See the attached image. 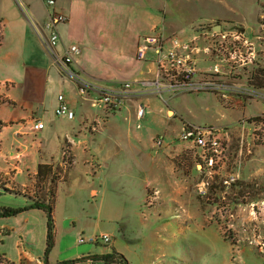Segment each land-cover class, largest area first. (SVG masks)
Wrapping results in <instances>:
<instances>
[{
    "label": "crops",
    "instance_id": "obj_1",
    "mask_svg": "<svg viewBox=\"0 0 264 264\" xmlns=\"http://www.w3.org/2000/svg\"><path fill=\"white\" fill-rule=\"evenodd\" d=\"M15 1L26 21L19 17L11 20L4 12L0 13V52L6 50L5 55L12 58L11 72L9 74L0 72V96H2L0 104L5 101L13 104L20 102L25 104L26 108L24 113L9 120L15 123L9 125L13 128L15 148L4 151L0 144V169L8 170L12 166L15 171L11 179L13 181H2L0 207H25L34 203L35 197L48 198L47 189L52 185L55 192L53 209L55 235L54 244L46 253L48 218L47 212L42 209L30 208L17 214V223L22 220L20 225L12 222V218L3 219L4 216H1L0 256L11 264H96L97 260L94 262L91 257L117 252L126 258L127 264H133L134 262H129L131 258L128 254V251H132L135 264H264V253L259 252L253 246H241L239 256L232 254V245L229 246L219 227L214 222L206 224L203 221L205 216L200 217L199 213L194 215L190 204H187L190 203L193 195L189 184L190 180L194 179V173L197 172L193 167L196 161H201L207 169L206 172L211 174V181H221L218 186L222 189H218L217 193L213 189L212 194L223 197L231 196L236 201L245 198L246 202H264V181H262L264 180V139L260 143L257 141V145L251 136V127L245 125L244 131L241 127L242 119L255 116L263 110V101L233 93L222 98L214 93L223 106L241 113L234 127L227 125L228 128L232 127L229 128L231 136L234 135L233 129L242 128L243 132L237 136L240 146L232 153V158L229 159L226 156L210 171L199 157L197 153L199 150L193 148L191 143L178 142L175 139L181 130L180 126L172 120L178 115L175 109L167 108L166 114L170 116L167 120L162 116L152 115V110L150 108L148 110L149 102L146 103L144 100V96L149 94H134L120 109L95 106L93 97L96 93L90 91L83 95L80 94L78 84L64 75L56 62L55 55L47 50L39 32L31 23L33 22L38 30L43 31V25L51 11L55 10L66 15L67 21L59 25L61 42L55 48V53L62 55L65 46L72 43L79 45L80 52L75 55L72 68L88 81L107 88H116L126 81L135 82L153 79L156 76V53L149 49L145 60H139L136 56L138 43L144 35L162 28L168 36L176 34L180 40L186 41L192 38L197 28L209 25L192 22L189 29L179 28L180 24L178 18L175 17L176 14L180 13L179 15L183 16L184 20L185 16L190 17L195 14V8L189 0H55L54 7H49L45 0ZM198 1H200V6L212 2L221 5L226 10L236 11L231 19L212 16V27L239 26L246 33L258 30L260 16L264 11V0ZM4 3L1 2L2 10L5 7ZM21 6L26 7L28 15ZM196 9H199L198 5ZM254 9L256 15L250 19L249 15ZM209 20L210 18L206 22ZM13 35L15 37H12ZM198 59L200 71L207 70L212 63V60L203 52L199 54ZM8 66L11 67V64L8 63ZM244 81L243 79L240 82ZM263 83L264 80L257 75L255 81L257 87H261ZM5 88L7 90H4ZM14 90L15 92L19 90L20 95L17 96ZM139 90L141 88L134 84V91ZM60 94L65 96L69 106L75 111V118L57 117L68 125V130H63L64 136H61L59 132L61 155L57 159L45 148L43 140L37 142L35 137L41 136L44 132L45 135L52 132L50 128L55 119L57 97ZM165 99L169 101L168 98L165 97ZM27 102H29L28 107ZM141 104L146 105L147 112L144 117L139 118L136 110ZM253 104L259 105L254 112H247L248 106ZM135 111L137 119L141 122L139 125L141 133L137 131V134L132 133L131 126L127 123ZM170 111L173 112L172 115L169 114ZM34 119H41L45 124L44 129L33 131ZM144 120L149 123L148 125L158 122L164 125L162 147L156 148L153 141L151 149L144 146L145 138L148 137L146 135H152L150 134L151 127L145 128L142 124ZM94 121H99L97 128L93 126ZM109 128L114 131L117 149H123L126 141L129 144L135 141L142 145L133 153L137 157V159H132L137 170L134 175L140 181H129L131 184L129 193L135 205L128 213V224L124 226L128 228L126 232L129 236L133 234L132 237L126 238V242H139L136 245L123 241L124 246H119L118 238L107 232L85 234V228H81V231H74L71 224L75 222L71 212L62 222L64 224L59 225L56 202L58 190L60 185L71 184L69 181L71 173L78 172L80 161L84 162V165L91 166V171L86 174L82 173L85 180L83 182L88 188L90 197H101V199L105 197L104 191L109 183V170L112 168L108 163L109 156L104 153L105 147L100 142V138L108 136L106 133L110 130ZM62 129L64 128H60V131ZM30 138L35 139V142L30 143ZM152 139L153 136H151ZM243 140L247 144H244ZM248 143H252L250 148ZM67 146L73 154L74 162L71 168L65 169L62 163V152ZM101 150L102 153H100ZM35 154L39 157L37 163H35ZM28 159L31 160V164H27ZM95 159L98 160V169L93 167ZM128 162L131 163L129 158ZM24 167L28 180L18 181L15 175L17 172H24ZM61 169L65 170L64 175L60 174ZM56 170L58 171L56 174L61 178L53 175ZM121 170L125 171L124 168L119 167L114 172L120 173ZM177 173L185 179L182 185V181L180 184L176 182ZM231 175H234L236 180L231 185L224 186V180ZM54 177L56 179H53ZM88 178L90 181L87 180ZM173 178L174 181H172ZM206 180L209 183L207 187L209 192L210 180ZM154 182L161 185L162 198L156 206L146 209L143 200L147 195V186ZM2 186L16 190L17 193L5 191ZM183 204L185 210H181L180 206ZM235 204L239 205V203ZM145 210L149 211V216L146 215ZM207 210H205L206 213ZM104 233L111 237V242L108 244L102 241L79 242L82 236L89 237ZM182 244L187 250L183 256L191 258L190 261L178 257L177 247ZM233 255L237 257H234V260L238 259L236 262L232 261ZM211 258L219 261H213Z\"/></svg>",
    "mask_w": 264,
    "mask_h": 264
},
{
    "label": "rangeland",
    "instance_id": "obj_2",
    "mask_svg": "<svg viewBox=\"0 0 264 264\" xmlns=\"http://www.w3.org/2000/svg\"><path fill=\"white\" fill-rule=\"evenodd\" d=\"M1 2L4 3V0H0V13L4 12V14H7V16L11 20L19 17V19L26 21L18 6V3L15 0H6L3 10L1 8ZM189 2L194 6L195 14H192L190 17L185 16V20L183 19V16L179 15L180 13L176 14L175 16L179 20V28L181 29H189V26L192 22H198L197 24L200 25H211L213 23V20L211 19L212 16L231 19L236 14V11L226 10L221 5H218L216 3H204V5L200 6V1L198 0H189ZM197 5L199 8L198 10L196 9ZM248 13H250V11ZM251 13L252 14L249 15V18L253 19L256 15V10H252ZM237 15H239L238 12ZM209 18L210 20L206 22ZM224 23L227 24L228 22ZM12 37H15V35H13ZM8 50H10V48ZM5 53L6 50L0 52V72H6L7 74H9V72H11L12 70V58L7 57ZM8 63L11 64V67L8 66ZM4 90L7 89L5 88ZM13 92L16 93L17 96L20 95L19 90H16V92L14 90ZM1 97L2 96H0V101L2 99ZM165 97L168 98L169 101H164V99L156 96L155 94L144 96V100L146 103L149 102L150 107H148V110L149 108L152 110V115L159 117L162 116L163 118H166V120L170 119V116L166 114L167 108L171 107L175 109L178 114L177 118L171 119L175 123H177V126H180L181 130L184 127L185 123L202 127L221 126L224 124H226L224 126L233 125L232 127H234L235 123L238 122V118L241 116L240 111L228 109L223 106L218 101L215 94L211 92H187L176 95L166 94ZM28 98L30 100V96H28ZM24 100L27 101L26 99ZM258 105L259 104L249 105L247 112H254ZM28 106L29 102H27V107ZM25 108V104H21L20 102L19 104H13L5 101L0 104V120L3 121V126L0 129V144L2 150L6 151L11 148H15L13 146V143L15 142L13 137V128H10L9 126L14 125L15 123H11L9 120H12L24 113ZM169 114L172 115L173 112L170 111ZM57 117L63 118L62 116L60 117L57 114L54 116L55 119L50 128L52 132L48 133L47 135H45L44 132L41 136L38 135V137H35V139L37 140V142L38 140H43L44 146L45 148H47L48 152L52 153L56 156L57 159H59L61 155V141L59 139V132H61V136H64L63 130H68V125H66L63 120H60ZM127 123L131 126V131L133 134H137V131H140L141 133V127L139 128L141 122L136 117V111L135 114H131ZM142 124L145 128L151 127L150 134L152 135H146L148 137L145 138L144 145L147 149H151L152 141L153 145L155 146V138L158 135L164 136V134L162 133L165 130L164 125H161L159 122L148 125L149 123L145 122V120L142 122ZM232 127L229 126V128ZM241 127H243L244 131L245 126L242 125V123ZM60 128L64 129L60 131ZM109 129L110 130L108 131V133H106L108 136H102L100 138V142L105 147L104 153L109 156L108 163L112 168L111 170H109V183L106 190L104 191L105 197L102 199L101 197H90L88 188L85 187L86 185L83 182L85 180L82 173L86 174V172L91 171V166H89L88 164L84 165V162L82 163L80 161L78 163V172H73L74 174L71 173L72 176L69 180L71 184L60 185L58 190V197L56 202L58 204L59 225L62 226L64 224L62 222L71 212V216L74 218L73 220L75 222L74 224H71V226L74 227V231H81V228H85V234L94 232H107L108 234H113L118 238L119 246H124V242L127 244L136 245L139 244V242H126V238L128 239L132 237L133 234L129 236L126 232L128 228L124 226L126 225V223L128 224V213L133 209V206L135 205V201L129 193V191L131 190V184H129V181H140V179L138 177H135L134 175L137 173V170L135 169V164L133 163L132 159H137V157L133 153L136 152V149H140L142 145L139 142L133 141L131 142L132 144H129L126 141V146L123 149H117V143L114 140V131L112 128ZM241 129L242 128H237V130L233 129L234 135L232 136L229 130V138H227L228 140H225L228 146L225 152V157L227 156V158L229 157V159L232 158V153H234L240 146V142L238 141L239 138H237V136L241 134V132H243ZM179 132L177 133L175 139L178 142H181L178 140ZM151 136H153L152 140ZM35 139L30 138L29 142H35ZM263 139H260L259 143L262 142ZM243 143L247 144L245 140H243ZM251 144L252 143H248L249 148L250 146H252ZM256 144L258 145V142ZM253 145H255V143ZM100 153H102V150ZM119 158H121L120 161ZM128 158L131 163L128 162ZM38 160L39 157L37 154H35V163H37ZM94 162L95 165L93 167L98 169V160L95 159ZM94 162H92V164H94ZM198 162L199 161L194 162L195 166L193 165V167L197 170V172L194 173V179L193 181L190 180L189 184V186L193 190V195L192 198H190V203H187L190 204V209H192L191 211L194 213V215L199 213L200 217H202L201 215L205 216V218H203V221L206 224H211L212 222H214L219 227L221 234L223 235L225 240L228 241L229 246L232 245V254L239 256L241 246H253L258 249L259 252L264 253V203H261L260 201L246 202L245 198L240 199V201H236V199H233V197L231 198V196L225 198H222V196L218 201H215V199H213L214 201H205L204 198V201L201 200L202 197L199 193V186L201 185V182L203 180H210V185H213V188H215V193H217L218 189L221 188L219 187L221 181H211V174H208V172H206L207 169L204 167L201 161L199 163ZM27 164H31V160L28 159ZM196 165H198V167H196ZM119 167L124 168L125 171L121 170L120 173L114 172L119 169ZM24 169V172L16 173L15 177L18 181L28 180L26 168L24 167ZM14 172L15 171L12 166L8 170L0 169V186L3 184L2 181H13L11 179H13ZM180 172H182V170ZM183 178L184 177H180V175L177 173V181H175L177 182V184H180V181H182V185L183 181H185V179ZM87 180L90 181L89 178ZM14 181L16 180L14 179ZM172 181H174V178L172 179ZM147 188L150 193H153L155 196L157 195V197H151L149 198V201H147L146 198L143 200V205L146 209L156 206L162 198L163 194L161 185L159 186V184L156 182L150 183ZM69 190L71 192H69ZM228 190L231 191L230 189ZM198 198L200 199V204L198 202ZM100 200H102V202ZM145 203L147 206H145ZM235 203H239V205ZM180 207L181 210H185L184 204ZM186 209L187 211L189 210L187 207ZM205 210H207V213L205 212ZM148 212V210H145L147 216L150 215ZM16 216L17 215L2 218H12L11 221L17 223ZM17 224H22V220H20ZM66 224L68 225V223H65V225ZM177 249L179 252V258H184L185 260L187 259L190 261L191 258H188V256H183V254L187 253V250L183 244L179 245ZM128 254L131 258L129 259V262H134L133 264H135V259L132 251H128ZM234 255L232 256V261L236 262L238 259L234 260ZM0 258L4 259L2 256H0ZM212 260L219 261L218 259ZM5 262L8 264L10 263L7 260Z\"/></svg>",
    "mask_w": 264,
    "mask_h": 264
},
{
    "label": "built area",
    "instance_id": "obj_3",
    "mask_svg": "<svg viewBox=\"0 0 264 264\" xmlns=\"http://www.w3.org/2000/svg\"><path fill=\"white\" fill-rule=\"evenodd\" d=\"M45 1L49 7H54L55 0ZM21 8L27 15L29 14L26 7L21 6ZM67 19L68 17L63 13L53 10L43 25V31L38 30V27L31 23L39 32L47 50L55 55L56 62L64 75L78 84L80 94L90 91L96 93L93 97L95 106L120 109L134 94H156L166 100V94L176 95L187 92H211L222 98L233 93L259 99L264 103V83L261 87L255 84L257 75L264 80V11L259 20L258 30L251 33H246L239 26L220 27L219 30H215L208 25L197 28L192 38L186 41L180 40L176 34L168 36L162 28L144 35L138 43L136 56L139 60H145L148 50L152 49L156 53V76L153 79L126 81L116 88H107L88 81L72 68L74 57L80 52L79 45L72 43L64 47L62 55L55 53V48L61 42L59 25ZM201 52L212 60L205 71H200L198 66V57ZM243 79L245 81L240 82ZM134 84H137L141 90L134 91ZM57 102L55 112L58 116L75 118V111L69 106L63 94L58 95ZM136 111L137 116L142 118L147 112V107L141 104ZM241 123L244 126L250 125L254 141L263 139L264 107L255 116L242 119ZM93 126L97 128L99 121H94ZM44 127L45 124L41 119H34L33 131H40ZM227 138H229V128L224 125L202 127L185 123L178 134L179 141L191 143L193 148L199 150L197 152L199 157L210 171L224 160L228 147L225 141L228 140ZM154 144L156 147H162L164 136L158 135ZM71 162H74L73 154L67 146L62 152V163L63 166H68ZM235 180L236 177L231 175L223 183L228 186ZM208 184L207 180H203L199 186L202 197L208 195ZM151 197H157V195L148 190L145 198L149 201ZM145 206H147L146 203ZM85 241L90 243L102 241L108 244L111 242V237L104 233L79 238V242ZM5 261L0 258V264H8Z\"/></svg>",
    "mask_w": 264,
    "mask_h": 264
},
{
    "label": "trees",
    "instance_id": "obj_4",
    "mask_svg": "<svg viewBox=\"0 0 264 264\" xmlns=\"http://www.w3.org/2000/svg\"><path fill=\"white\" fill-rule=\"evenodd\" d=\"M2 126H3V122L0 120V129L2 128ZM72 166H73V163L71 162L68 166H64L63 168L68 169V168H71ZM39 170H40V168H39ZM57 172L58 171L56 170L53 175L55 177H57V178H61L60 175L56 174ZM64 173H65V170L61 169V173L60 174L64 175ZM55 177L53 179H56ZM2 187L4 188L5 191L17 193L16 190H11V189H8V188H6L4 186H2ZM209 189L210 190L208 192V195L204 197L205 201H210V200H213V199H215V201L216 200L218 201L219 199H221V197H222L221 195L216 196L215 194L211 193V190L215 189V188H213V185H210ZM219 189H222V188H219ZM47 191H48V198L35 197L34 203L30 204L29 206H25V207H7V206L0 207V217L1 216H4V217L14 216V215H17L20 212L28 210L30 208H38V209H42V210L47 212L48 231H47L46 253H48L49 250L52 248V246L54 244V235H55V224H54V218H53V209H54V206H55L54 187L51 185V187L49 189H47ZM91 258L93 259L94 262L97 260V262H95V263H98V262H103V263L121 262V263H126L127 264L126 258L122 254L117 253V252L103 254V255L96 256V257H91Z\"/></svg>",
    "mask_w": 264,
    "mask_h": 264
},
{
    "label": "water",
    "instance_id": "obj_5",
    "mask_svg": "<svg viewBox=\"0 0 264 264\" xmlns=\"http://www.w3.org/2000/svg\"><path fill=\"white\" fill-rule=\"evenodd\" d=\"M213 29L219 30L220 29V26L219 25L218 26H215V27H213Z\"/></svg>",
    "mask_w": 264,
    "mask_h": 264
}]
</instances>
